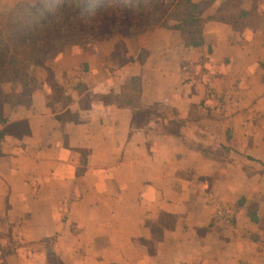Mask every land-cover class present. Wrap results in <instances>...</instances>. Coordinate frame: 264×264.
<instances>
[{"label": "crops", "instance_id": "obj_1", "mask_svg": "<svg viewBox=\"0 0 264 264\" xmlns=\"http://www.w3.org/2000/svg\"><path fill=\"white\" fill-rule=\"evenodd\" d=\"M174 1L0 73V264H264V0Z\"/></svg>", "mask_w": 264, "mask_h": 264}, {"label": "rangeland", "instance_id": "obj_2", "mask_svg": "<svg viewBox=\"0 0 264 264\" xmlns=\"http://www.w3.org/2000/svg\"><path fill=\"white\" fill-rule=\"evenodd\" d=\"M151 2L155 4L152 5ZM28 7H39L46 12L40 17L33 16L34 20L26 19L29 20L28 23L45 21L51 36L55 29H59L64 34L63 39L67 38L61 45L56 44V51L49 58H58L65 52L80 49L95 42L106 41L113 37L114 33L128 28L133 32H139L140 26L146 28L151 24L156 27L160 25L156 23L158 17L163 20L171 14L188 12L189 9L185 2L180 3L174 0H0V44L12 45L8 53L11 57L16 56L14 46L19 43L9 33L16 26H11L8 22L11 20V15L17 11L20 12L17 16L20 18L19 21L27 18L30 14ZM148 14L151 16L149 24H146L145 17ZM55 23L58 27L54 25ZM172 23L174 21L170 24ZM22 28L24 35L29 38L26 41L27 46L29 44L44 46L47 43L48 32L44 31L43 27L39 26L40 31L30 32L33 37H40L41 41L38 43L33 42L34 39L28 36L24 27ZM15 30L17 36L21 29L16 27Z\"/></svg>", "mask_w": 264, "mask_h": 264}, {"label": "trees", "instance_id": "obj_3", "mask_svg": "<svg viewBox=\"0 0 264 264\" xmlns=\"http://www.w3.org/2000/svg\"><path fill=\"white\" fill-rule=\"evenodd\" d=\"M150 4H155V2H151ZM188 5V3L186 4ZM38 6V5H37ZM162 7V5H160ZM28 12L30 14H28V17L25 18L22 21H19L20 18L17 17L19 15L20 12H15L14 14L11 15V20L8 22L10 23L11 26L14 25V27L16 26L17 28H19V30L21 29V31L19 32V34L16 36L15 34V29L16 27L13 29V31L9 32L12 36L11 37H15L14 39L16 41H18V45H15V49H16V56L15 57H11L9 56V50H11L12 45L11 44H0V73H4L5 76H7L10 80L12 81H18L20 83H25L27 81V69L29 65H43L50 57V55L56 51V46L59 44L61 45V43H63L64 41L67 40L63 39L64 34H62V32L59 29H55L53 32L54 37H52L50 35V29H48L46 27V22L42 21V22H29V20L26 19H30L33 18V16H42L43 14H45L46 12L43 11L42 9H40L39 7H28ZM150 14H148L145 19H146V24H149V19H150ZM21 17V16H20ZM3 19V18H2ZM162 18H157L156 19V23L160 24L164 27H170V25L175 26L177 29L181 30L182 33L187 34L188 36H192L194 34L193 30L190 29H186L188 27H184L183 28V23H185L186 25H190L192 23H199V17L196 14L195 9H188V12H182V13H178V14H171L169 15L167 18H164L163 20H161ZM4 20V19H3ZM171 21H174V23L170 24ZM28 24H25V23ZM56 27H58L57 23L54 24ZM39 26L43 27V30L48 32L47 33V43L44 46H37V44H34V46H32V44H29V46H27L26 41L29 39L27 38V36H25V32H23L22 30H24L22 27L25 28V30L28 32V36L32 37L34 40L33 42H40L41 39L39 36H32L30 34V32L38 30L40 31ZM148 27L146 28H142L141 26L139 27V32H134V33H130L131 31H129L128 29L125 31H121L118 32L117 34L120 35H124V36H128V38L134 36V35H138L140 33L145 32L147 29H150L151 27H153L154 25H147ZM39 34V33H38ZM67 37V36H66ZM31 39V38H30ZM57 44V45H56ZM195 44V42H194ZM36 45V46H35ZM125 51V48L122 46L121 47V54H123ZM8 57V58H7ZM2 59V60H1Z\"/></svg>", "mask_w": 264, "mask_h": 264}]
</instances>
